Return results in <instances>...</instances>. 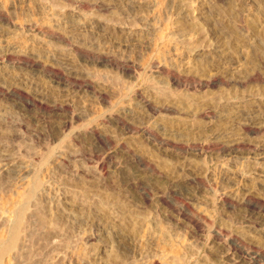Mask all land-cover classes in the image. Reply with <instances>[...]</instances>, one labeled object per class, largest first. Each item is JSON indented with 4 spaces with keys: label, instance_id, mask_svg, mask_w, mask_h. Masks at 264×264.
<instances>
[{
    "label": "rangeland",
    "instance_id": "374dc122",
    "mask_svg": "<svg viewBox=\"0 0 264 264\" xmlns=\"http://www.w3.org/2000/svg\"><path fill=\"white\" fill-rule=\"evenodd\" d=\"M0 264H264V0H0Z\"/></svg>",
    "mask_w": 264,
    "mask_h": 264
},
{
    "label": "bare ground",
    "instance_id": "6f19581e",
    "mask_svg": "<svg viewBox=\"0 0 264 264\" xmlns=\"http://www.w3.org/2000/svg\"><path fill=\"white\" fill-rule=\"evenodd\" d=\"M17 228V227H16Z\"/></svg>",
    "mask_w": 264,
    "mask_h": 264
}]
</instances>
